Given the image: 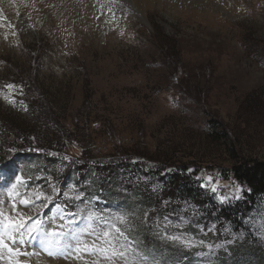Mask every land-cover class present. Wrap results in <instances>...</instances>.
<instances>
[{
	"label": "rangeland",
	"instance_id": "rangeland-1",
	"mask_svg": "<svg viewBox=\"0 0 264 264\" xmlns=\"http://www.w3.org/2000/svg\"><path fill=\"white\" fill-rule=\"evenodd\" d=\"M208 1L205 16L186 7L190 19L132 14L109 40L103 32L87 41L53 21L45 31L14 28L13 44L4 41L0 241L11 264L41 255L68 264H264V193L252 195L231 172L264 163V0ZM31 149L51 163L16 159ZM92 160L106 193L109 165L132 161L116 175L122 206L89 195L98 186L85 168ZM176 172L198 199L168 196ZM15 238L30 243L17 247ZM149 243L169 260L145 251Z\"/></svg>",
	"mask_w": 264,
	"mask_h": 264
},
{
	"label": "bare ground",
	"instance_id": "bare-ground-1",
	"mask_svg": "<svg viewBox=\"0 0 264 264\" xmlns=\"http://www.w3.org/2000/svg\"><path fill=\"white\" fill-rule=\"evenodd\" d=\"M188 6L201 9L202 15L205 16L208 14L207 10L214 4L208 0H0V49L7 46L4 41H12L13 44L14 28L21 30L29 28L39 32V30L45 31L49 24L57 21L65 26L68 23L79 37L86 38L87 41L97 40L99 34L103 32L101 38L106 37L109 40L112 35L109 30H113L114 23L118 22V26L123 28L126 26V18L132 14L137 15L141 20H146L153 12L163 10L180 16L182 15L180 13H183L185 15L182 18L185 19L193 14L196 16V13L185 9ZM114 15H119L123 20H111ZM8 247L9 243L0 245V264H11L13 258L11 260L9 258ZM41 256L44 258L43 255ZM42 257H38L34 264H68L69 262L43 261ZM71 264L76 263L72 261Z\"/></svg>",
	"mask_w": 264,
	"mask_h": 264
},
{
	"label": "trees",
	"instance_id": "trees-1",
	"mask_svg": "<svg viewBox=\"0 0 264 264\" xmlns=\"http://www.w3.org/2000/svg\"><path fill=\"white\" fill-rule=\"evenodd\" d=\"M38 140L41 141L42 143H46V145H49V144L51 145V143H52L50 141H47L44 137L38 138ZM4 148L5 147H2L3 152L0 153V163H7L6 162L7 159L5 158ZM32 149L26 153H23L22 155H20L16 159H18V161H21L24 163L30 162L32 160H38L41 163L44 162L43 167L46 166V162L48 163L47 166L49 165V163H51V160L49 159V157L44 156L42 153H36ZM96 163L97 162H95L93 160L88 161L87 164L89 166L87 165L85 167L87 174H90L91 178H93V180H94V183L97 182L96 184L98 185V186L93 185L92 190H94V191H91V192L88 191L89 195H92L93 193L96 195H99L103 198V200H105L107 202L109 201L110 202V203H108L109 205H112L113 203H117V200L113 199V197L116 195V191H117L116 187L119 184L117 179H116L117 178L116 175H118L119 174L118 172L122 170V169H120L121 167H123V166L130 167L132 164V161L122 160V161H118L116 164L105 163V164H110L109 166H110L111 171H109V172H111L115 175L114 179H112L111 191H109V189H107L108 193L104 192L103 188L100 185V182L96 181L97 179L92 176L93 173H95V172H97L98 175L103 174L102 172H104V171H102L103 169H101L99 167L100 165L97 163L99 165L98 166ZM72 167H73L72 168V170H73L72 174L77 177L76 178L77 181L79 180V182H81V176H78V171L80 170L81 165L75 166V164H74V165H72ZM231 172H232V175L235 178V180H237L238 182L246 184L247 186H249L252 189L251 190L252 195H258V194L264 193V163L255 164L253 166H248L246 164H239L238 166L234 167ZM51 175H53V174H51ZM182 178L183 177L180 176L179 174H177V172L173 173L171 175L170 184L168 185V196H170V197H176L177 196L178 198H181V199H187V198L198 199L199 197L193 191L192 185H190V181L186 180V179H182ZM113 187H115V189ZM97 188H99V190H97ZM131 194H133V190H131ZM138 197H140V194L138 195ZM129 201L136 202V199L135 198L131 199L130 197H125L124 200L119 201V202H122L123 204H125V206H128V207H132V206H136V208L138 207L139 203L129 204ZM118 205L122 206L121 203ZM140 236L141 235H139V238H140ZM152 245H153V243L145 244L144 245L146 248L145 251H147L148 248H154L155 250H158V256L160 257V259H164V261L169 260V258L161 257V255H160V254H162L161 251H166V249L164 247L161 248V246L159 247L155 243H154V246H152ZM223 260L227 261L224 258H223Z\"/></svg>",
	"mask_w": 264,
	"mask_h": 264
},
{
	"label": "snow or ice",
	"instance_id": "snow-or-ice-1",
	"mask_svg": "<svg viewBox=\"0 0 264 264\" xmlns=\"http://www.w3.org/2000/svg\"><path fill=\"white\" fill-rule=\"evenodd\" d=\"M8 87L11 88L12 85H8ZM213 191H215V189H213ZM24 219H25V218H24L23 216H21L20 219L16 222V227H17L18 229H22V228L25 227V224H24V222H23ZM38 228H39V224H38V222H37V223H34L32 229H31L30 231H35V230H37ZM49 235H51V236H55V235H58V233L51 232V233H49ZM104 235H105V236H108L109 233H108L107 231H105V232H104ZM2 243H3V242L0 241V245H2ZM109 244H111V241H109ZM85 248H87V246H85ZM121 255H122V254H121ZM116 257H117V254L113 253L112 256H107V255H105V256H104V259L116 260ZM93 264H96V262L93 261Z\"/></svg>",
	"mask_w": 264,
	"mask_h": 264
}]
</instances>
